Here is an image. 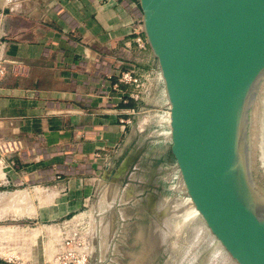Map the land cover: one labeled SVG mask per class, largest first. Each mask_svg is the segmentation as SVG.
I'll use <instances>...</instances> for the list:
<instances>
[{"label": "crops", "instance_id": "1", "mask_svg": "<svg viewBox=\"0 0 264 264\" xmlns=\"http://www.w3.org/2000/svg\"><path fill=\"white\" fill-rule=\"evenodd\" d=\"M141 22L138 0H0V127L22 144L8 184L41 181L54 191L64 175L83 182L85 171L102 168L91 158L115 147L133 102L121 72L139 68L143 53L161 82L150 47H137ZM9 228L0 237L12 236Z\"/></svg>", "mask_w": 264, "mask_h": 264}, {"label": "rangeland", "instance_id": "2", "mask_svg": "<svg viewBox=\"0 0 264 264\" xmlns=\"http://www.w3.org/2000/svg\"><path fill=\"white\" fill-rule=\"evenodd\" d=\"M139 56V68L133 71L129 65L120 74L123 83L134 88L126 98L133 102L126 115L125 133L114 148L92 156V163L102 164V168L85 171L83 182H70L68 174L57 179L54 191L41 181L29 187L8 184L13 154L18 157L22 144L12 137V131L0 127V230L10 226L14 231L12 236L0 237V261L59 264L57 255L63 258L71 249L85 255L87 264H224L227 252L223 250L218 260L213 256L216 232L207 230L198 245L184 254L189 242H194L196 220H178L172 230L165 231L156 223V211L185 194L176 189L180 165L172 153L169 125L164 120L167 106L161 82L147 55ZM4 71V58L0 57V74ZM263 170L257 168L252 173L264 196ZM14 191L24 196L7 201L6 196ZM198 217L195 224L204 222ZM53 224L60 229L53 230ZM55 234L58 239L53 240ZM226 263L241 261L230 256Z\"/></svg>", "mask_w": 264, "mask_h": 264}, {"label": "water", "instance_id": "3", "mask_svg": "<svg viewBox=\"0 0 264 264\" xmlns=\"http://www.w3.org/2000/svg\"><path fill=\"white\" fill-rule=\"evenodd\" d=\"M170 105L172 153L210 226L264 264V196L249 173L264 73V0H138Z\"/></svg>", "mask_w": 264, "mask_h": 264}, {"label": "bare ground", "instance_id": "4", "mask_svg": "<svg viewBox=\"0 0 264 264\" xmlns=\"http://www.w3.org/2000/svg\"><path fill=\"white\" fill-rule=\"evenodd\" d=\"M158 78L162 83V95L163 99L165 100V105L167 106V111L164 114V120L169 125L168 134L171 136V142H172V134H171V112H170V105L167 100L163 80L161 77L160 70L157 72ZM251 136H250V157H249V173L250 176L253 179V173L257 168L264 169V73L260 79L259 85L257 87V90L255 92L253 102H252V108H251ZM180 171V177L179 182L177 183L176 189L182 193H184L185 197L183 198H177L173 200L172 202H169L165 207L162 209H158L156 211V223H159L160 226L165 230H172L174 228L175 223L178 222V220H196L199 218L203 219L204 222L199 220V223L192 226V230L196 232L194 242H189L191 244L187 245L184 249V254H189L191 248H193V245H198L201 238L205 237L206 231L209 232L212 231L215 233L213 228L210 226L207 218L205 217L202 209L198 205L197 201L193 197L191 191L189 190L187 183L185 181L183 172L181 167L179 168ZM264 171V170H263ZM264 178V176H263ZM258 182V181H257ZM256 183V182H255ZM16 192V191H15ZM13 194V197H18V192ZM21 192V191H20ZM12 193V192H11ZM11 195V194H10ZM21 195V194H20ZM12 196V195H11ZM9 196L8 199L12 198ZM24 196V195H23ZM22 196V197H23ZM21 197V196H19ZM22 197L20 199H22ZM15 199V198H12ZM18 198V201L20 200ZM17 200V198H16ZM25 200V199H24ZM11 201V199H10ZM16 203V202H15ZM22 203V202H21ZM174 223V225H172ZM158 225V226H159ZM11 229V228H9ZM158 232V228L156 229ZM207 231V233H208ZM156 233V232H155ZM155 237V235H154ZM83 241V240H82ZM214 253L213 256L216 258L221 256V253L227 252V254L223 257L224 261L222 263L227 264L226 262H229L230 256L236 257L224 244L222 239L218 236L217 244L214 246ZM182 252V251H181ZM222 253V255H223ZM183 254V255H184ZM212 254V253H211ZM222 257V256H221ZM220 257V258H221ZM183 258V257H182ZM193 258V257H192ZM185 259V258H184ZM211 260V258H208ZM219 258H217L218 260ZM215 261V259L213 260ZM216 262V261H215ZM221 262V261H220ZM207 264H211L206 261ZM241 264H243L241 262Z\"/></svg>", "mask_w": 264, "mask_h": 264}, {"label": "built area", "instance_id": "5", "mask_svg": "<svg viewBox=\"0 0 264 264\" xmlns=\"http://www.w3.org/2000/svg\"><path fill=\"white\" fill-rule=\"evenodd\" d=\"M135 31H136V35H137L136 36V43L139 47L143 48V46L146 44L145 36L143 38L142 36L139 35V32H137L136 29H135ZM122 76H123V78L127 77L126 74H123ZM64 255L65 256L63 258L59 257L60 253L57 255L58 256L57 260L58 259L60 260L59 264H87L86 256L81 254V253L79 254V252H78V254H76L71 249H68V250H66V252H64Z\"/></svg>", "mask_w": 264, "mask_h": 264}]
</instances>
